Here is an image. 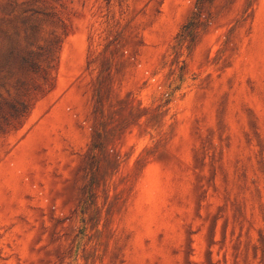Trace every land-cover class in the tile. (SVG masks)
Wrapping results in <instances>:
<instances>
[{
	"label": "rangeland",
	"instance_id": "374dc122",
	"mask_svg": "<svg viewBox=\"0 0 264 264\" xmlns=\"http://www.w3.org/2000/svg\"><path fill=\"white\" fill-rule=\"evenodd\" d=\"M0 264H264V0H0Z\"/></svg>",
	"mask_w": 264,
	"mask_h": 264
},
{
	"label": "trees",
	"instance_id": "16d2710c",
	"mask_svg": "<svg viewBox=\"0 0 264 264\" xmlns=\"http://www.w3.org/2000/svg\"><path fill=\"white\" fill-rule=\"evenodd\" d=\"M197 8H198V6H197ZM197 17H198V11L197 12H194L193 13V17L191 18V20H189V23H187V24H185L183 26V30L181 32V36L183 38L186 37V36L192 35V32L195 29L194 27L196 26Z\"/></svg>",
	"mask_w": 264,
	"mask_h": 264
}]
</instances>
